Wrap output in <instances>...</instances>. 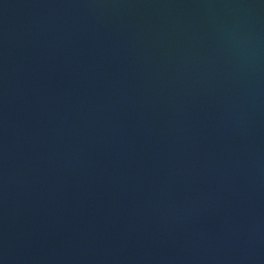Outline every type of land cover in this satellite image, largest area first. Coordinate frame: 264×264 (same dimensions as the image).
Listing matches in <instances>:
<instances>
[{"label":"water","instance_id":"water-1","mask_svg":"<svg viewBox=\"0 0 264 264\" xmlns=\"http://www.w3.org/2000/svg\"><path fill=\"white\" fill-rule=\"evenodd\" d=\"M0 264H264V0H0Z\"/></svg>","mask_w":264,"mask_h":264}]
</instances>
